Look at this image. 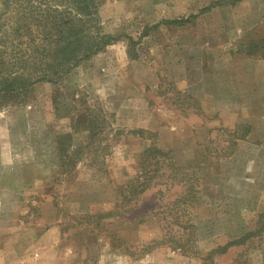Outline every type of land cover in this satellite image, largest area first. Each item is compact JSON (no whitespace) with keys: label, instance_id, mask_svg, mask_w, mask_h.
Instances as JSON below:
<instances>
[{"label":"rangeland","instance_id":"374dc122","mask_svg":"<svg viewBox=\"0 0 264 264\" xmlns=\"http://www.w3.org/2000/svg\"><path fill=\"white\" fill-rule=\"evenodd\" d=\"M93 2L117 39L0 97V264H264V230L214 251L264 211V0ZM24 5L0 0V37ZM150 146L168 153L135 196Z\"/></svg>","mask_w":264,"mask_h":264},{"label":"trees","instance_id":"16d2710c","mask_svg":"<svg viewBox=\"0 0 264 264\" xmlns=\"http://www.w3.org/2000/svg\"><path fill=\"white\" fill-rule=\"evenodd\" d=\"M22 1L25 3L22 10L28 9L29 12L22 13L21 17L29 14L33 23L20 24L18 22L22 20L21 18L15 22L10 37L9 34L0 37V97L25 91L35 82H55L81 60L88 59L117 39L113 35L101 34L97 30V13L93 0ZM233 2L235 0H232L231 3ZM217 4L220 3L209 4L203 7L200 12H206ZM186 20L187 18L172 19L167 21V24H182ZM232 151H229L228 154H231ZM167 153L156 146H150L140 154V173L138 174L140 180L131 182L129 185L135 196L143 193L148 185V177L145 173L143 177V171L141 172L143 165L146 164L144 165L146 169L151 165L153 159L154 166L157 165L154 171H158L162 167L161 157ZM204 154L197 164L189 165L186 169H190V171L196 169L199 174H202L205 165ZM172 169L183 168L172 167ZM192 186L188 185L182 195L181 192L179 193L181 199L175 197L172 200V205L175 202L183 205L181 212L184 215L186 210L189 207L192 210L196 203L192 193H196L197 189H192ZM263 218L264 211L259 213L253 229L226 242L223 246L217 247L214 251L224 253L231 246L244 244L252 237L258 236L259 238L264 230ZM190 225L192 229L194 223ZM261 250L263 251L264 247Z\"/></svg>","mask_w":264,"mask_h":264},{"label":"crops","instance_id":"0c3cea01","mask_svg":"<svg viewBox=\"0 0 264 264\" xmlns=\"http://www.w3.org/2000/svg\"><path fill=\"white\" fill-rule=\"evenodd\" d=\"M222 116L223 122L228 126H233L237 121V111H217ZM241 113V112H240ZM239 113V116H240Z\"/></svg>","mask_w":264,"mask_h":264}]
</instances>
